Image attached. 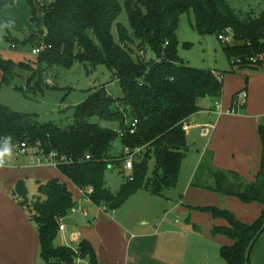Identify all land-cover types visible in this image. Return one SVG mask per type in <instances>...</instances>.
<instances>
[{
  "label": "trees",
  "instance_id": "trees-1",
  "mask_svg": "<svg viewBox=\"0 0 264 264\" xmlns=\"http://www.w3.org/2000/svg\"><path fill=\"white\" fill-rule=\"evenodd\" d=\"M14 2L0 0V12ZM25 2L38 32L25 38L23 44L34 48L44 42L51 48L36 56V64L13 63L0 54L2 85H12L18 71L39 74L43 64L70 69L79 62L94 69L105 66L112 79L120 83L124 96L115 99L104 89L96 90L75 108L74 120L66 127L40 123L34 115L20 114L0 105V146L8 142L14 152L24 143L44 154L57 152L59 156H66L71 163L59 164L58 170L92 203L107 211L121 208L141 190L165 197L167 191L177 188L189 151L185 128H190L192 118L202 111L198 101L220 99L223 95L224 73L193 68L179 57L177 34L181 17L192 13L202 37L216 35L219 39L230 30L231 44L219 40L235 68L257 69L251 66L249 59L264 52V11L242 15L228 0H55L48 7L41 6L40 0ZM123 10L129 17L131 32L118 24ZM39 16H42L43 30L38 24ZM115 25L120 44L112 34ZM4 40L17 49L19 42L11 34ZM136 42L141 52L149 49L156 60L145 61L140 57L134 61L131 53ZM36 87V91L17 86L15 89L25 98L34 100L32 95L37 96L44 90L42 85ZM233 100L234 97L230 111ZM95 118L100 122H94ZM128 121L130 124L126 125ZM134 121L137 125L132 134ZM102 122L117 124L118 130L106 128ZM258 134L262 154L260 169L253 181L244 182L236 172L215 168L213 153L206 152L191 183L194 188L233 197L243 204L263 206L261 217L250 225L242 223L226 209L191 208L205 212L214 220L226 221L227 225H215L212 234L232 241L231 246L221 248V256L227 264L245 263L246 249L264 222V122L259 125ZM125 149L132 153L140 150L133 158L130 174L121 168L126 158ZM115 167L124 181L118 192L113 193L106 187L105 176ZM38 185V196L31 204L24 180L16 182L11 196L30 212V220L37 226L42 261L76 264L82 259L98 264L95 250L88 241H82L77 249L54 245L60 232V220L76 202L68 187L58 179ZM89 189H92L90 194Z\"/></svg>",
  "mask_w": 264,
  "mask_h": 264
},
{
  "label": "rangeland",
  "instance_id": "rangeland-1",
  "mask_svg": "<svg viewBox=\"0 0 264 264\" xmlns=\"http://www.w3.org/2000/svg\"><path fill=\"white\" fill-rule=\"evenodd\" d=\"M52 2L54 0L40 1L41 6L45 7L51 6ZM228 2L232 8L242 15L254 11H264V0H228ZM9 16L14 19L16 14L8 13L7 17L9 18ZM39 18L38 24L43 30L42 16H39ZM30 23V29H24L22 32L12 31L9 28L11 26L6 22L0 23V54L6 60L13 63H37L38 58L31 53L32 47L23 44L25 38L31 36L29 34L36 33L37 35V24ZM118 24H121L126 30L131 32L129 17L125 10L122 11ZM10 34L19 42L17 49L12 48V44L4 40ZM112 34L115 42L120 44L119 31L116 25L112 29ZM177 35L179 41L178 55L184 63L193 68L224 73L223 95L220 99L201 98L198 101L202 112L193 118L192 127L187 131L189 151L181 168L177 188L167 191L165 197L154 196L146 190H141L121 206L118 217L120 219H129L131 225L134 226L138 222L141 224L147 223L149 230L158 227L157 229L164 233V236L161 237L164 238L160 242L163 256H170L178 260L192 259L195 264H227L221 256V248L231 246L233 243L225 236L212 234V229L215 225H227L226 221L222 219L214 220L205 212L191 208L217 207L229 210L235 216L239 214L242 219L250 217L252 212L248 210V204H238L237 201L235 203H223L222 207H219L217 203L214 204L215 201L218 202V199L211 195L218 196V193H205L191 186L193 170L195 167L197 168L199 162L197 159L203 154L204 147L209 144L214 134L212 129H203L202 127L207 124L210 125L211 121L216 124L215 120L220 113H230L232 98L244 90L248 94L246 106L237 113H230L231 116L242 119L243 122L228 128L222 125L220 130L231 133L230 147L234 150L236 156H238V153L235 148L243 146L245 150L251 152L250 156L256 162L257 168L258 164L260 168L261 143L258 125L264 122V64L258 69L233 67L222 49L221 41L216 35L202 37L199 34L195 24V17L192 13H186L181 17ZM185 45H189V48H186ZM131 57L134 61H138L140 57L142 60L150 61L153 58V54L149 49L141 52L139 43L136 42L132 47ZM44 60H46L45 57L43 58ZM17 73L19 75L12 82V85H2V76L0 74V105L6 106L20 114L34 115L40 123H54L62 127L70 125L75 117V108L81 105L96 90L104 89L115 99H122L124 96L120 83L112 79L111 74L103 65L94 69L88 64L76 62L70 69H63L54 66L45 67V64H43L39 74L31 73L27 70L18 71ZM37 84L39 86L42 85L44 90L39 92L37 96L32 95L34 100L25 98L20 91L15 89V86H17L26 90L36 91L38 89L36 87ZM258 118L259 123L256 125V119ZM94 122L99 123L100 121L95 118ZM101 124L106 128L118 130L117 124L107 122H102ZM129 124L130 121L126 123V125ZM196 124L203 125H199L200 128H195ZM204 130L208 131L209 136L207 138L203 134ZM220 138L218 135V139ZM29 147L27 145L28 149ZM37 154V150L34 149L33 155H28L27 157L19 155L16 152H12L10 144L6 142L3 146H0V164L10 167L11 173L14 170L31 169V166L36 165ZM121 168L124 171V165ZM37 172L47 176L50 180L58 179L71 191L76 205L69 210L64 222L60 220L59 224L62 225L64 223L67 232L65 234L58 232L54 245L56 247H75L74 239L76 235L74 231H83L85 227L91 226L87 222L88 219H86L83 210L90 214L91 210L96 206L91 203L88 196L74 186L54 166L40 167ZM125 173L130 174L129 172ZM6 177L3 175L4 179ZM239 177L244 182L250 181L242 174H239ZM22 180L27 184L29 192L27 200L31 204L38 196V183H46L47 181H42L38 177H27ZM105 181L106 187L111 192L116 193L124 179L118 168L115 167L106 173ZM218 197L221 199L220 196ZM23 211L30 219V212L24 209ZM255 221L256 219L252 223ZM160 223L163 224L159 227ZM78 246L79 243L77 244ZM263 247L264 235L252 251L251 264H254L255 255ZM39 252L35 250L37 255L30 264H45L38 256ZM80 260V263L83 264L84 260ZM86 264H89V262L87 261Z\"/></svg>",
  "mask_w": 264,
  "mask_h": 264
},
{
  "label": "crops",
  "instance_id": "crops-1",
  "mask_svg": "<svg viewBox=\"0 0 264 264\" xmlns=\"http://www.w3.org/2000/svg\"><path fill=\"white\" fill-rule=\"evenodd\" d=\"M54 2H52V4ZM8 13L16 14L15 18L12 19L10 16L8 18ZM31 17V9L25 0H15L13 5L6 6L0 12V23L6 22L11 26L9 28H11L12 31L22 32L24 29H30V22H32ZM35 34L36 33H32L29 34V36ZM0 74L2 76L1 72ZM228 114L220 113L215 120L216 124H213L211 121L210 125L207 124L202 127L203 129H212L214 131L209 144L204 147V152L213 153L212 166L215 168L227 171L230 170L233 172L236 171L238 174H242L250 181H253L259 172V164L257 168L256 162L250 156L251 152L245 150L243 146L235 148V151L238 153V156H236L234 150L230 147L231 133L220 130L222 125L225 126V128H228L229 126H234L237 123L243 122L242 119L231 116L230 113ZM258 123L259 118L256 119V125ZM199 125L196 124L195 128H200ZM191 127L192 126H190L189 130ZM203 134L205 135V138L209 136L207 130H204ZM218 135L221 137L220 139H218ZM260 146L262 154V145L260 144ZM35 150H37L38 154L40 153L38 149ZM14 152L27 157L28 155H33L34 149L29 147L24 153H20L18 150ZM204 152L202 155L206 153ZM202 155L197 159L199 162L197 168L195 167L196 170L195 168L193 170V177L200 165L202 160L200 157H203ZM44 166L48 167L51 165L36 164L35 166H31V169H23L21 171L14 170L11 173L10 167L0 164V264H30L34 261L37 255L35 254V250L40 251L37 226L29 219L19 204L12 198L11 190L17 181L27 177H38V179L42 181L50 180L47 176L37 172L38 168ZM3 175L7 176L6 179L3 178ZM198 191H203L205 193L210 192L201 189H198ZM211 196L218 199V202L214 200V204L217 203L219 207H222L221 205H223V203H235V201H237L238 204H243L233 197H223L218 195L221 198L219 199L217 195ZM94 206L96 205L94 204ZM247 208L252 212V215L247 219H242L239 214H236L233 210L232 211L236 214L235 217L239 221L250 225L255 219L257 221L261 217L263 206L257 203H252L248 204ZM83 213L86 219H88L87 222L90 223L91 226L85 227L83 231H74L76 235L74 239L76 246L69 247L77 249L78 243L80 244L84 240L88 241L92 244L95 250L98 264H195L192 259L178 260L170 256H163L161 253L160 242L164 238H161L164 236V233H161L159 229H157L158 227L149 230L147 223L141 224L138 222L136 226H134L131 225L129 219H120L118 217L120 208L110 212L102 207L96 206L91 210L90 214L85 210H83ZM90 218L93 222L89 220ZM65 219L66 217L61 221L64 222ZM162 224L163 223H160L159 227ZM62 225H64V223ZM66 232L67 229L64 225V231H61L60 233L65 234ZM168 248H170V246H168ZM171 253L173 255L172 247ZM38 256H40V252L38 253ZM87 261L88 260H84V263L86 264ZM254 264H264V247L259 249L255 255Z\"/></svg>",
  "mask_w": 264,
  "mask_h": 264
},
{
  "label": "built area",
  "instance_id": "built-area-1",
  "mask_svg": "<svg viewBox=\"0 0 264 264\" xmlns=\"http://www.w3.org/2000/svg\"><path fill=\"white\" fill-rule=\"evenodd\" d=\"M226 33L227 34L225 36L222 35V36L219 37V39L225 41L226 43L231 44L232 43V39H233L232 33H231L230 30H227ZM12 47L15 48V46H12ZM50 48H51V46H48V45H46L43 42L39 46H35L34 48H32V52L31 53L34 56H39L42 53H44L47 50H49ZM249 62L251 64V66L261 67L264 64V52L254 56L252 58H250ZM238 63H240V62L238 61ZM247 97H248V94H247L246 90L237 93L234 96L233 110L230 111V113H234V112L237 113L238 111L243 109L246 106ZM136 125H137V121H134L132 123V125H131V127H132L131 128V133L132 134L135 131ZM185 129L189 130L188 127H186ZM120 135L122 136L123 134L121 133ZM17 149H18V151L20 153H24L26 151V149H27V145L24 144V143L20 144L17 147ZM139 152H140V150L139 151L137 150V151L132 153L131 151L126 149V151H125L126 158H125V161H124V170L126 172L131 173V171L133 169V158ZM37 157H38L36 159V164L37 165H51V166L57 167L59 164H69V163H71V160L69 158H67L64 155L63 156H59L57 152H51L49 154H44V153L40 152ZM87 159H90V157H87ZM88 192H89V194L92 193V189H89ZM61 231H64V225H60V232ZM80 262H81V260L78 259L76 264L77 263L79 264ZM83 264H85V263L83 262Z\"/></svg>",
  "mask_w": 264,
  "mask_h": 264
},
{
  "label": "water",
  "instance_id": "water-1",
  "mask_svg": "<svg viewBox=\"0 0 264 264\" xmlns=\"http://www.w3.org/2000/svg\"><path fill=\"white\" fill-rule=\"evenodd\" d=\"M153 59L156 60V56L155 55H153ZM262 235H264V222L261 225V227L258 230V232L256 233V235L250 241V243H249V245H248V247L246 249V252H245V263L244 264H249L253 248H254L255 244L259 241V239L262 237Z\"/></svg>",
  "mask_w": 264,
  "mask_h": 264
}]
</instances>
